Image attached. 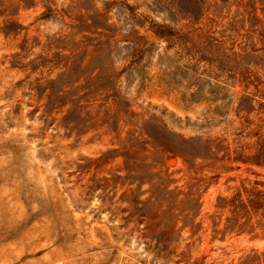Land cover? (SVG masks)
<instances>
[{"label":"rangeland","instance_id":"374dc122","mask_svg":"<svg viewBox=\"0 0 264 264\" xmlns=\"http://www.w3.org/2000/svg\"><path fill=\"white\" fill-rule=\"evenodd\" d=\"M0 264H264V0H0Z\"/></svg>","mask_w":264,"mask_h":264},{"label":"bare ground","instance_id":"6f19581e","mask_svg":"<svg viewBox=\"0 0 264 264\" xmlns=\"http://www.w3.org/2000/svg\"><path fill=\"white\" fill-rule=\"evenodd\" d=\"M171 163L174 164V161H171ZM172 164H171V165H172Z\"/></svg>","mask_w":264,"mask_h":264}]
</instances>
